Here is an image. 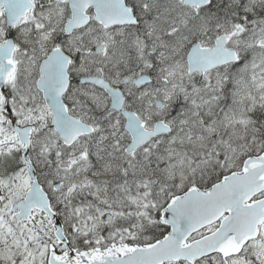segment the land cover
<instances>
[{"label": "snow or ice", "instance_id": "1", "mask_svg": "<svg viewBox=\"0 0 264 264\" xmlns=\"http://www.w3.org/2000/svg\"><path fill=\"white\" fill-rule=\"evenodd\" d=\"M0 264H264V0H0Z\"/></svg>", "mask_w": 264, "mask_h": 264}]
</instances>
